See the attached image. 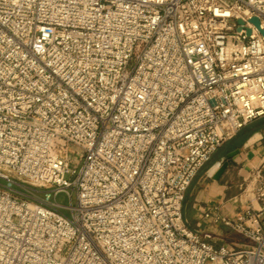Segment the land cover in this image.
<instances>
[{
    "label": "built area",
    "instance_id": "2783aa9c",
    "mask_svg": "<svg viewBox=\"0 0 264 264\" xmlns=\"http://www.w3.org/2000/svg\"><path fill=\"white\" fill-rule=\"evenodd\" d=\"M253 17L264 0H0V264H264V205L218 218L244 246L183 213L264 117Z\"/></svg>",
    "mask_w": 264,
    "mask_h": 264
},
{
    "label": "crops",
    "instance_id": "0c3cea01",
    "mask_svg": "<svg viewBox=\"0 0 264 264\" xmlns=\"http://www.w3.org/2000/svg\"><path fill=\"white\" fill-rule=\"evenodd\" d=\"M255 121L245 125L238 132L241 134L246 129L243 138L228 148L227 152L239 149V153L220 178L214 179L208 174L211 167H207L202 175L203 167L186 192V202L190 200L183 212L188 226L207 235L206 240L215 245H249L251 240L245 234L225 225L218 218L236 219L248 207L259 211L264 205V200H257L255 192L260 177L264 176V127L254 124ZM206 213L209 215L206 216ZM260 217L264 220V211Z\"/></svg>",
    "mask_w": 264,
    "mask_h": 264
},
{
    "label": "rangeland",
    "instance_id": "374dc122",
    "mask_svg": "<svg viewBox=\"0 0 264 264\" xmlns=\"http://www.w3.org/2000/svg\"><path fill=\"white\" fill-rule=\"evenodd\" d=\"M255 122H256V123H254V124H258L259 126L264 127V118H263V119H260V120H257V121H255ZM244 132H246V129H245V131H242L241 134H240V133H239V134L237 133L233 138L230 139L229 142L224 143V144H223V145H222V146H221V147H220V148L214 153V155L212 156L211 160H210V161L204 166V168H203L201 174H202V175L204 174V170H205L207 167H211L215 162L219 161L221 155H223L225 152H227L229 147H232V146H235L236 144H238L239 141L243 138ZM74 151H76L74 148L71 149V153H70L71 156H70V157H73V155L75 154ZM72 159H73V161L71 162V166H72L73 168H75V167L78 168L79 165H80V162H79L78 160H76L75 157H73ZM68 178H71V176L68 175ZM57 200H58L59 202L63 203V204H69V203H70L69 196H68L67 194H65V193L60 194V195L57 197ZM189 200H190V198H189V199L187 200V202H186V199H185V202H184V204H183V210H184V208H185V206H186V203H187V204L189 203ZM75 201H76V198H75V195H74V196H73V202L75 203ZM183 213H184V212H183ZM251 242H252V241H251Z\"/></svg>",
    "mask_w": 264,
    "mask_h": 264
},
{
    "label": "water",
    "instance_id": "95a60500",
    "mask_svg": "<svg viewBox=\"0 0 264 264\" xmlns=\"http://www.w3.org/2000/svg\"><path fill=\"white\" fill-rule=\"evenodd\" d=\"M252 22H254L257 27L260 29L261 33L264 35V29L260 28V22L257 17H253L251 19ZM239 23H242V20H238ZM248 33H250V29H248ZM239 153V149L231 150L227 152L225 155H223L219 161L215 162L211 168L208 174L214 178L219 179L220 176L223 174V172L228 167L229 163L233 160V157Z\"/></svg>",
    "mask_w": 264,
    "mask_h": 264
}]
</instances>
